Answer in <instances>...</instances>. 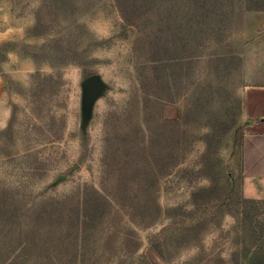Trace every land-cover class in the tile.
<instances>
[{"label":"rangeland","instance_id":"obj_1","mask_svg":"<svg viewBox=\"0 0 264 264\" xmlns=\"http://www.w3.org/2000/svg\"><path fill=\"white\" fill-rule=\"evenodd\" d=\"M68 1L0 0V264H152L153 249L164 264H264L257 201L240 195L237 215L214 218L201 213L211 195H192L214 171L242 193L244 0L223 1V24L210 16L215 34L185 77L191 0H122L123 11ZM93 73L103 89L84 120L81 81ZM172 141L179 156L190 149L151 197L146 178Z\"/></svg>","mask_w":264,"mask_h":264},{"label":"crops","instance_id":"obj_2","mask_svg":"<svg viewBox=\"0 0 264 264\" xmlns=\"http://www.w3.org/2000/svg\"><path fill=\"white\" fill-rule=\"evenodd\" d=\"M228 1L230 4L232 0ZM224 4H219L215 10L222 15L220 24L227 20V12L222 9ZM243 4L238 13L237 28L242 32L235 68L241 80L240 105L244 118L240 141L242 194L264 203V4L260 0H244ZM221 28L226 30L227 27ZM148 256L152 264H164L154 249ZM225 264L232 263L228 260Z\"/></svg>","mask_w":264,"mask_h":264},{"label":"trees","instance_id":"obj_3","mask_svg":"<svg viewBox=\"0 0 264 264\" xmlns=\"http://www.w3.org/2000/svg\"><path fill=\"white\" fill-rule=\"evenodd\" d=\"M225 0H191L190 5H192L189 14L182 24L181 30L184 31V34L180 39H182V59H181V66L179 67L178 71L180 73V76H186L188 75V70L191 67V61L196 60L200 53L198 48L200 45H204L205 42L207 43L209 41V36H213L215 34V30H211V26H209V22L212 21L210 18L211 15L216 14V8L219 6ZM51 3L54 7H65L69 4L68 0H51ZM117 5L119 8L123 11L125 10V1L118 0ZM124 8V9H123ZM125 14V12H124ZM180 30V31H181ZM217 30V29H216ZM225 29H219V31H223ZM209 34V35H208ZM195 48L193 51L192 49ZM196 50V51H195ZM185 58V59H184ZM184 59V60H183ZM219 60V58H217ZM184 61V66H183ZM186 63V66H185ZM175 97V95H174ZM181 97V93L176 95V99ZM195 102H199L198 98H196ZM199 106L195 105V107ZM197 109V108H196ZM194 109V110H196ZM193 109L190 108L188 111H186L183 115H178V118L168 120L165 122L172 123L174 125L179 124L178 119H186L189 113H192ZM184 121V122H186ZM210 122V121H209ZM214 121L210 122V125H213ZM211 127V126H210ZM210 130H212L210 128ZM174 141L170 142V144L167 145V150L164 152V154L161 157L158 158V162L156 164H160L162 166L161 169H159L158 173H150V175L146 178V190H149V195L151 196L153 194V189L155 185L158 183V178L160 176L168 175L171 172V169L175 167L184 157V153L187 152L190 149V142L185 144L183 147V155L179 156V153L176 150V145L173 143ZM241 142L239 145V171H240V177H241ZM211 152L207 148L206 152L202 154V158L208 159L209 154ZM218 171H214L212 173H208L207 177H210L211 183L206 187H199L197 190L192 192L193 196H203L205 194L208 195L209 198H213V202L211 204L205 203L204 208L202 209L201 213H208L210 215H213L215 218L216 216L222 215L223 213H231V214H238V202L236 203L234 201V198L236 197L237 200H239L240 195L242 196V200L245 201H257L258 209L264 208V203L259 200L254 199H248L243 196L242 193H238L237 190H235V187L233 184L227 182L224 183L222 186H219V182H217L218 179ZM152 197V196H151ZM247 199V200H246ZM264 210V209H263ZM264 213V211H262ZM170 215L173 216V214L170 213Z\"/></svg>","mask_w":264,"mask_h":264},{"label":"water","instance_id":"obj_4","mask_svg":"<svg viewBox=\"0 0 264 264\" xmlns=\"http://www.w3.org/2000/svg\"><path fill=\"white\" fill-rule=\"evenodd\" d=\"M82 107L84 120L88 119L94 99L103 89V81L97 73L89 74L82 81Z\"/></svg>","mask_w":264,"mask_h":264}]
</instances>
